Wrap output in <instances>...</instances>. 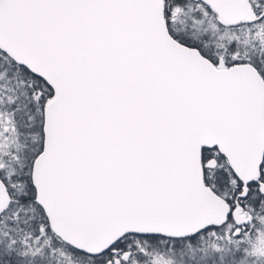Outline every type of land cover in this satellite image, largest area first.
Returning a JSON list of instances; mask_svg holds the SVG:
<instances>
[{"label": "snow or ice", "instance_id": "obj_1", "mask_svg": "<svg viewBox=\"0 0 264 264\" xmlns=\"http://www.w3.org/2000/svg\"><path fill=\"white\" fill-rule=\"evenodd\" d=\"M0 264H264V0H0Z\"/></svg>", "mask_w": 264, "mask_h": 264}]
</instances>
